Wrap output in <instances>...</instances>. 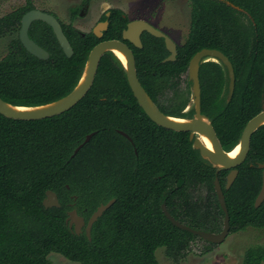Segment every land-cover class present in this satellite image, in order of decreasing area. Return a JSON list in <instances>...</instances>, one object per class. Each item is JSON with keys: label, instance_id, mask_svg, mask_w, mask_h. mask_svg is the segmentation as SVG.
Segmentation results:
<instances>
[{"label": "trees", "instance_id": "16d2710c", "mask_svg": "<svg viewBox=\"0 0 264 264\" xmlns=\"http://www.w3.org/2000/svg\"><path fill=\"white\" fill-rule=\"evenodd\" d=\"M235 5L248 16L222 0H193L189 40L175 61L164 62L169 56L164 40H143V48L135 49L139 80L148 95L165 115L187 119L195 115L194 107L183 113L192 102L191 59L203 49L219 50L230 59L236 74L231 100L225 66L209 61L200 68L202 113L227 152L262 111L264 98V0ZM31 7L0 19V39L11 38L0 61V97L15 106H42L68 96L100 41L78 40L74 33L77 40H69L74 54L68 58L52 32V40H37L38 22L32 38L50 53L41 60L19 39L22 16ZM117 57L112 52L102 57L87 96L62 115L22 121L0 114V264H50L53 253L79 264H160V248L179 264L192 243L202 239L174 226L162 205L184 225L220 233L225 215L216 178L226 198L230 234L264 231V203L255 206L263 183L264 125L253 135L248 157L227 190L230 171L218 173L194 148L190 133L165 129L147 116ZM47 191L58 195L60 208H45ZM112 199L116 202L95 223L91 239L70 229V204L89 220ZM243 264H264V247L247 249Z\"/></svg>", "mask_w": 264, "mask_h": 264}, {"label": "water", "instance_id": "95a60500", "mask_svg": "<svg viewBox=\"0 0 264 264\" xmlns=\"http://www.w3.org/2000/svg\"><path fill=\"white\" fill-rule=\"evenodd\" d=\"M41 20L46 24L51 26L58 38V42L68 58H71L74 54V50L70 41L65 36L60 23L51 15L43 13L38 10L31 11L27 13L22 20V27L20 30V41L23 47L33 56L41 59L48 60L50 54L32 40L29 36L30 26L33 21ZM143 31H147L153 36L161 37L166 40V48L171 53L165 61H175L177 57V45L173 40H170L168 36L162 31L156 29L150 24L144 21H134L128 25V30L125 31V37H140ZM134 46L142 48V40H128ZM114 49L120 50L125 54L127 58V64H124V67L127 72V77L129 85L133 91L135 98L137 99L139 105L142 107L147 116L158 126L163 127L168 130L176 132H186L190 133V139L194 142V148L199 150L201 156L210 162L213 167L217 169L219 173L222 170L230 171L227 176L226 189L229 190L234 182L236 181L240 167L247 159L248 154L251 150V141L255 132L264 125V98L262 101V111L253 117L248 124L246 125L240 143L236 146H241L240 153L235 158H230V152L224 150L220 139L218 138L217 132L212 124V122L202 113V87L200 81V68L201 65L209 61H214L222 64L228 71L229 77V94L228 100H231L235 87H236V74L234 66L230 59L221 51L216 49H203L202 51L195 54L191 59L188 77L191 81V92H192V101L194 105H190L188 110L192 107L195 109V115L191 119L187 118H178L173 116L165 115L155 104L152 98L148 95L144 87L142 86L138 72L136 60L132 50L123 42L119 40H108L103 41L100 44L96 45L89 54L86 66L84 68L83 75L75 87V89L66 97L52 102L50 104L36 106V107H24V106H15L7 103L0 97V114L15 120L22 121H36L43 120L47 118H52L55 116L62 115L69 110L73 109L79 102H81L89 93L92 88L97 71L101 62L102 57L107 52H113ZM83 79H85L83 81ZM16 108H26L29 110L19 111ZM184 120V122H177L176 120ZM123 136L129 139L131 138L124 132L119 131ZM95 133H92L87 136L84 143H82L76 150L74 155L90 142ZM208 137L212 144L213 150L209 149L203 142V137ZM235 147V148H236ZM233 151V150H232ZM231 151V152H232ZM260 169H264V164L259 165ZM216 193L218 195V200L220 206L224 212V227L220 233H212L204 230H196L187 225L182 224L176 220L167 210L166 205H162V209L167 216V218L172 222V224L181 230L190 232L194 236L201 238L202 240L212 243V244H221L223 243L228 236L230 235V215L226 203V198L224 195L223 188L220 184L218 178L215 180ZM116 202L115 199H112L107 204H102L98 209L93 213L87 223V236L91 239V231L94 224L105 214V212L110 209L113 204ZM264 203V171H263V183L261 191L256 199L255 206L259 208ZM45 208H60V202L58 195L53 191H47L46 198L44 200ZM67 223H70V227L73 225L74 230L77 234H80L82 227L86 224L85 219L78 214L76 210H72L68 213Z\"/></svg>", "mask_w": 264, "mask_h": 264}, {"label": "rangeland", "instance_id": "374dc122", "mask_svg": "<svg viewBox=\"0 0 264 264\" xmlns=\"http://www.w3.org/2000/svg\"><path fill=\"white\" fill-rule=\"evenodd\" d=\"M39 9H46L58 12V14L67 22L66 10L69 6H75L82 2L88 1L94 7V14L98 17L102 11L109 10L112 7H120L127 13L135 16L136 12H142L148 5L155 6V14L159 17L158 26L166 30L178 29L174 36L189 35L191 26V0H29ZM232 7L247 14V12L235 3L245 5L248 0H222ZM28 0H0V18L10 14L17 8L25 6ZM87 3V4H88ZM141 9V11L139 10ZM137 15V14H136ZM247 23L245 15H240ZM78 23V24H77ZM79 20L76 22L79 25ZM182 46L186 40H175ZM8 40L0 42V61L8 53ZM186 76H184V79ZM192 97V96H191ZM192 99V98H191ZM192 105L193 101L191 102ZM190 104V105H191ZM264 247V231L249 228L245 231L232 233L221 244L211 246L204 240L197 239L192 243L191 249L187 257L179 262V264H243L245 252L252 246ZM211 250H208V249ZM156 257L160 264H176L166 255L165 248H160L156 252ZM50 264H79L65 259L63 256L53 253L49 256Z\"/></svg>", "mask_w": 264, "mask_h": 264}, {"label": "flooded vegetation", "instance_id": "af4514ba", "mask_svg": "<svg viewBox=\"0 0 264 264\" xmlns=\"http://www.w3.org/2000/svg\"><path fill=\"white\" fill-rule=\"evenodd\" d=\"M191 2L193 3V0H191ZM29 3H31L32 7L29 11H27L22 16L20 30L22 27V20H23L24 16L31 11L38 10V11H41L43 13H46L48 15L53 16L60 23L62 30H63V32H64V34L68 40H71L70 36L73 38V40H77L75 37H73L74 33L78 34V36H79L78 40H100L96 45L100 44L103 41L119 40V41L125 43L132 50V52L134 53L135 60H136L135 49H142L143 47L138 48V47L134 46L128 40H142V44H143V40H166V39L153 36L150 33H148L147 31H143L141 33L140 37H125V35H124L125 31L128 30V25L131 22L144 21V22L150 24L151 26L155 27L156 29L162 31L163 33H165L168 36V38L170 40H173L176 43L177 52H178L179 47H181V46L175 40H189V35L186 38H182L183 36H174L173 34H171L174 31H175V33L178 32V34H179L180 30L178 31V29L172 28L171 30H166V29H163L161 26L159 27L157 24V21H160V20H158L159 17L155 14V6L153 4L145 7V9L142 10V12H136L137 15L135 14L134 17H132L131 14L127 13L126 11H124L120 7H112L109 10L102 11L101 14L98 17H96V14H94V7H93L94 5L92 6L91 3L89 4L88 1H85V2H82L78 5H75V6L72 5V6L67 7V10H66L67 22H66L58 14V12H55L52 10H46V9H39V8L35 7L33 5V3L30 2L29 0H28L26 5L28 6ZM114 10H117L118 12H120V14L117 15ZM139 10L141 11V9H139ZM192 11H193V7H191V21H192ZM13 12H11V13H13ZM6 16H4V17H6ZM4 17H2V18H4ZM2 18H0V19H2ZM78 20L80 22L79 25H77L78 23L76 24V22ZM38 22H39V24L37 25V29L35 32H33V35L37 36V40H52L53 37L50 35L52 32L55 39L58 41V38H57L53 28L41 20L33 21L31 26H30L29 36L32 40H35V39L32 38L31 31H32L34 24L38 23ZM44 25L48 26V28L44 27ZM49 28H50V30H49ZM190 28H191V26H190ZM189 34H190V29H189ZM19 39H20V31H19ZM2 40H8V42H9V40H11V38L10 37L1 38L0 42ZM165 46H166V44H165ZM169 56H171L170 52H169ZM177 56H178V54H177ZM164 62H167V61H164ZM187 111H188V108H186L183 111V113H186ZM73 199H74V201H76L77 198L74 197ZM70 206L73 207V210H76L78 212V210L75 208V203L70 204ZM78 214H79V212H78ZM80 216H82V215H80ZM82 217L85 219L86 224L82 227V230H81L80 234H78V235H81L83 233H85L87 235V233H86L87 223L89 220H86V218L84 216H82ZM68 225L70 227V223H68ZM74 227L75 226L73 225V227L72 228L70 227V229L75 232ZM91 234H92V231H91Z\"/></svg>", "mask_w": 264, "mask_h": 264}, {"label": "bare ground", "instance_id": "6f19581e", "mask_svg": "<svg viewBox=\"0 0 264 264\" xmlns=\"http://www.w3.org/2000/svg\"><path fill=\"white\" fill-rule=\"evenodd\" d=\"M113 53L116 55V56H118V58L121 60V62L123 63V64H127V58H126V56H125V54L124 53H122L120 50H117V49H114L113 50ZM85 79H83V81H84ZM16 110H19V111H26V110H29V109H26V108H16ZM177 122H184V120H176ZM203 142H204V144L209 148V149H211V150H213V144H212V142H211V140L208 138V137H206V136H204L203 138ZM240 151H241V146H238V147H236L232 152H230V154H229V157L230 158H235L239 153H240Z\"/></svg>", "mask_w": 264, "mask_h": 264}]
</instances>
